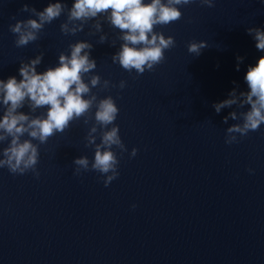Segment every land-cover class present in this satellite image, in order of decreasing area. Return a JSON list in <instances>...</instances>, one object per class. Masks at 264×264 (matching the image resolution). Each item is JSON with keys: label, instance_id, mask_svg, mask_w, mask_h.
Masks as SVG:
<instances>
[{"label": "water", "instance_id": "1", "mask_svg": "<svg viewBox=\"0 0 264 264\" xmlns=\"http://www.w3.org/2000/svg\"><path fill=\"white\" fill-rule=\"evenodd\" d=\"M49 2L56 0H0V80L19 81L20 62L41 51L38 73L57 66L69 44L91 43L97 64L91 74L114 85L126 82L123 90L92 92L116 100L115 124L127 151L118 153L120 175L108 187L96 172L74 176L75 158L94 157L93 148L84 146L91 121L84 125L81 119L39 146V179L0 169V264H264V125L226 145L225 129L239 121L222 119L237 109L216 114L212 108L237 85L238 92L248 90L247 67L264 53L246 29L264 30V3L178 6L180 20L154 29L172 36L175 47L154 71L137 76L112 63L119 32L103 22V44L99 34L88 35V25L74 36L62 35V14L37 41L15 47L9 25L35 19L20 12L22 5L42 11ZM61 2L70 9L74 0ZM192 41L208 47L190 55ZM238 56L244 59L236 71ZM20 111L29 114L27 106ZM133 148L137 155L130 159Z\"/></svg>", "mask_w": 264, "mask_h": 264}, {"label": "clouds", "instance_id": "2", "mask_svg": "<svg viewBox=\"0 0 264 264\" xmlns=\"http://www.w3.org/2000/svg\"><path fill=\"white\" fill-rule=\"evenodd\" d=\"M197 2L207 8L215 4V0H74L69 9L61 0H56L49 2L42 11H37L25 3L20 12L28 13L35 19L16 21L14 25H9V31L16 37L14 46L25 47L40 38L45 25L65 14L66 20L59 26L62 35L74 36L88 25V35L99 34L98 43L103 44L108 36L101 34L102 22L107 23L118 30L116 40L121 42L118 51L110 57L112 63H118L124 71L130 74L135 71L140 76L154 71L157 65L164 62L165 51L175 47L172 36L165 37L154 29L180 20L182 13L178 6ZM261 2L264 3V0ZM246 34L255 41V48L264 53V30L249 27ZM116 40L110 46H115ZM207 47L204 41H192L187 45V52L199 56ZM92 49L93 45L88 42L69 44L68 55L61 52L57 66L38 73L36 69L44 57L41 51L26 63L20 62L19 81L15 77L0 80V145L7 143L6 147L0 148V169H7L12 175L31 172L34 178L39 179V146L47 143L52 136L64 133L72 122L82 119L84 125H89L91 121L84 146L93 148L94 157L91 161L86 156L75 158L72 174L79 177L82 172H96L103 177L104 187L118 179V153L122 155L127 151L119 126L115 124L119 108L112 96L99 99L92 89L123 90L126 82L121 80L114 85L109 80H102L99 75L91 74L97 67L96 61L90 57ZM243 59L236 58V71H239ZM244 82L247 91L238 92L237 85L228 93L227 99L212 104L216 114L233 106L237 109L222 119L224 124L229 120L239 121L225 129L226 145L239 143L249 132H256L264 125V55L258 58L255 66L247 67ZM25 106L29 114L20 111ZM245 106L246 111H238ZM45 107L47 110L41 115H31ZM25 136L27 139H23ZM97 139L99 143H96ZM137 151L133 148L129 158H134ZM247 171L253 174L252 169ZM131 208L135 209L136 205H131Z\"/></svg>", "mask_w": 264, "mask_h": 264}]
</instances>
